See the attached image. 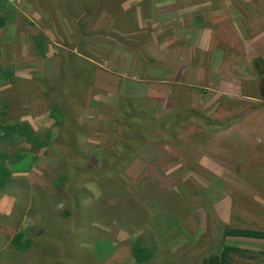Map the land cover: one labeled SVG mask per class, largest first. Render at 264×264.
<instances>
[{"label": "rangeland", "instance_id": "1", "mask_svg": "<svg viewBox=\"0 0 264 264\" xmlns=\"http://www.w3.org/2000/svg\"><path fill=\"white\" fill-rule=\"evenodd\" d=\"M0 18V121L50 134L10 168L0 236L12 212L33 235L39 196L34 234L53 247L78 215L103 264H137V240L155 248L142 264H198L219 224L264 229V0H0ZM227 244L264 264V241Z\"/></svg>", "mask_w": 264, "mask_h": 264}, {"label": "trees", "instance_id": "2", "mask_svg": "<svg viewBox=\"0 0 264 264\" xmlns=\"http://www.w3.org/2000/svg\"><path fill=\"white\" fill-rule=\"evenodd\" d=\"M85 5V4H84ZM3 19L0 18V26L3 25ZM72 59H75L73 56ZM71 62V59L69 60ZM70 67H74L77 70L75 64L70 63ZM66 76H71L73 79H79L80 73L77 72H68ZM47 77V76H46ZM83 77V76H82ZM81 77V78H82ZM69 79H71L69 77ZM72 80V79H71ZM45 81H48L45 78ZM141 110H139L140 112ZM142 114V113H141ZM141 114H139L141 116ZM52 119L58 117L59 126L65 125V116L63 115L59 107H53L49 115ZM64 129L67 128V125L63 126ZM76 135V134H74ZM43 137L47 141H43ZM50 134L45 136L36 132L29 123L26 122H8L2 123L0 121V143L7 144H17L19 140L24 145L28 147H23L16 152H8L7 150L0 147V193L10 189L12 190L15 185L11 177L13 169L11 167L15 166L19 162H23L28 159L27 156L31 152H37L43 146H46L49 142ZM124 141L129 139V135L125 132L121 136ZM35 158V157H34ZM105 165L103 164L102 167ZM67 192L69 195L74 190V186L66 185ZM12 190V191H14ZM18 190V188H16ZM75 192H73L74 194ZM72 194V195H73ZM71 195V196H72ZM81 201V200H80ZM45 204V205H44ZM49 199L47 196H39L36 200L35 209L38 213H35V217L32 219L33 226L29 228V231L33 232L27 233L25 229H21L18 220H14L13 212L8 216L1 217L3 221L6 222L4 226V233L0 236V264H17V255H28L31 259L33 258L34 264H53L57 263L56 260H53V256H58L60 259V264H103L101 255L98 252L102 251V247L96 245V242L89 241L87 238H84L88 235V232L82 225L77 215V222L75 229H65L59 226H55L57 230L58 237H55L53 240V247L49 246L51 244L43 242L41 236L34 234L38 229L43 227H48L50 216L48 214L49 210ZM85 206L82 203L78 206V211H83ZM79 214V213H78ZM54 228V229H55ZM62 230V231H59ZM95 231L94 238L100 239L101 237H107V235L100 231L99 229L93 228ZM74 236L81 237V243H76V249L72 248V242ZM229 238L236 239H252L264 241V229L256 228H246V227H235L227 224H219L217 234L214 238V241L209 249V251L200 259L198 264H231L233 256L241 255L242 250L235 246L227 244ZM132 250L137 252L141 251V257L136 258L137 264L146 263L149 260L151 261L155 257V248L150 243H143L140 240L133 242L131 245ZM78 252V256L69 257V253ZM7 257V258H5ZM39 259H42L41 261ZM74 260L73 263H69V260ZM8 260V261H7Z\"/></svg>", "mask_w": 264, "mask_h": 264}]
</instances>
